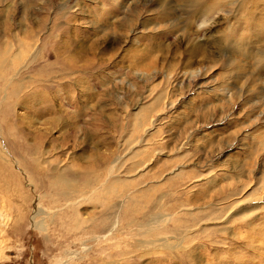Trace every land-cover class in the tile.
Here are the masks:
<instances>
[{"label": "rangeland", "instance_id": "rangeland-1", "mask_svg": "<svg viewBox=\"0 0 264 264\" xmlns=\"http://www.w3.org/2000/svg\"><path fill=\"white\" fill-rule=\"evenodd\" d=\"M262 23L264 0H0V264H264ZM63 177L98 185L57 211Z\"/></svg>", "mask_w": 264, "mask_h": 264}, {"label": "bare ground", "instance_id": "bare-ground-1", "mask_svg": "<svg viewBox=\"0 0 264 264\" xmlns=\"http://www.w3.org/2000/svg\"><path fill=\"white\" fill-rule=\"evenodd\" d=\"M215 9V8H214ZM211 11H212V7H210V6H208V7H206L205 8V13H211ZM213 12V11H212ZM214 13V12H213ZM262 24H264V23H262ZM262 30V29H261ZM263 31H264V29H263ZM234 47H235V45H233ZM232 46V48H234ZM239 46V45H238ZM238 46H236L237 48H238ZM264 61V60H263ZM113 171V170H112ZM59 175V174H58ZM62 176H63V174H62ZM60 177V176H59ZM96 178V177H95ZM89 181V180H88ZM88 181H85V182H80V183H77V182H75V180L73 179V178H71L70 177V179H68L67 177H63L62 179L61 178H59V182L61 183V188L64 190V191H66L65 193H63L61 196V198H59V201H57V202H55V204H58V207H56V209H57V211L59 210V211H65V210H68L69 211V209H72L73 207H72V205L75 203H77L78 201H75L76 200V198H74L76 195H78V194H80V193H83V192H81V190H80V187H79V185H85V186H87V187H91L92 185H98V181H90V182H88ZM79 184V185H78ZM110 188H112V187H110ZM81 195V194H80ZM60 197V196H59ZM75 201V202H74ZM252 201V200H251ZM254 201V200H253ZM248 204H252V202H250V200L247 202ZM113 211V210H112ZM42 212V211H41ZM71 212V211H70ZM75 212V211H74ZM41 214L39 211H37L36 213H35V216H34V218H37V215H39V214ZM57 213V212H56ZM65 213V212H64ZM68 213V212H67ZM68 214H70V213H68ZM113 215H115V214H112V216H110V219L108 220V221H111V223L113 224V225H115L117 222H118V220L116 219V217H114ZM128 215L129 214H127L126 212L124 213V215H123V219L124 220H126L127 219V217H128ZM43 217V216H42ZM71 217V219L72 218H75L76 217V215H75V213H71L70 214V216L69 217H65V215L63 216V215H61V217H60V219H64V218H70ZM76 219V218H75ZM65 220V219H64ZM76 221V223H77V220H75ZM79 222V221H78ZM63 223V222H62ZM111 223H109V222H107V225L108 224H111ZM35 226L36 225H40L41 226V220L38 222V221H36L35 223ZM105 224V223H104ZM106 225V226H107ZM62 226H64V225H62ZM61 229V228H60ZM64 229V228H63ZM116 230V229H115ZM113 235V234H112ZM100 239V238H99ZM114 239V238H113ZM158 243V242H157ZM161 243L162 244H166L167 243V241L166 240H162L161 241Z\"/></svg>", "mask_w": 264, "mask_h": 264}]
</instances>
